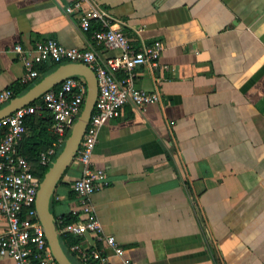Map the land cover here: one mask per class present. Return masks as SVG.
I'll use <instances>...</instances> for the list:
<instances>
[{
  "label": "crops",
  "instance_id": "crops-1",
  "mask_svg": "<svg viewBox=\"0 0 264 264\" xmlns=\"http://www.w3.org/2000/svg\"><path fill=\"white\" fill-rule=\"evenodd\" d=\"M74 1L0 0V91L60 64L33 61L43 39L93 49L100 62L120 55L94 38L100 20L81 28L79 13L94 4L135 48L161 41L158 65L132 70L135 85L160 99L145 109L126 103L98 131L91 162L110 182L90 202L102 231L130 264H264V0H85L67 12ZM31 68L39 76L22 82ZM31 136L26 125L21 155ZM30 162L41 166L39 156ZM83 167L75 156L51 197L59 233L79 206L72 183ZM7 226L0 214V232ZM68 234L77 238L69 244L77 264L87 263L76 243L98 251L93 262L121 264L105 239ZM0 264L15 261L0 255Z\"/></svg>",
  "mask_w": 264,
  "mask_h": 264
},
{
  "label": "built area",
  "instance_id": "built-area-1",
  "mask_svg": "<svg viewBox=\"0 0 264 264\" xmlns=\"http://www.w3.org/2000/svg\"><path fill=\"white\" fill-rule=\"evenodd\" d=\"M85 0H76L66 6L71 13L80 10ZM79 23L84 31L90 30L91 21L96 18L103 27L95 30L93 36L98 43L111 48H120L122 53L100 62L93 49L68 47L56 39L47 38L36 43L33 61H54L56 63L81 61L88 64L96 73L98 94L89 123L80 141L76 157L83 163V171L72 183L78 196L79 206L72 210L77 218L64 223L61 232L85 234L86 232L105 239L115 254L122 258L121 264H130L124 248L114 235L104 234L93 205L91 194L109 184L105 170L94 167L91 156L97 142L99 128L107 120L121 114L123 106L130 102L145 109L147 104L158 101V91H149L135 85L133 68L140 64L158 65L161 41L157 40L141 48H135L129 37L120 27L113 25V16L107 11L92 5L79 13ZM21 51L20 45L16 46ZM30 64V62H28ZM124 71L123 77L117 72ZM35 68L21 79L28 82L38 77ZM87 92L86 83L77 76H68L57 87L50 88L42 98L16 109L0 118V214L7 218L8 226L0 232V255L11 257L15 264H58L50 250L44 229L38 218L35 199L41 178L33 172L30 160L17 151V144L26 129L25 118L33 113L48 110L52 117L51 130L55 138L51 145L39 154V163L49 165L61 149L71 127L79 115ZM13 97V90L0 91V106ZM87 264H107L106 256H99V263L90 259L98 256L96 249H83L79 243L73 245Z\"/></svg>",
  "mask_w": 264,
  "mask_h": 264
},
{
  "label": "water",
  "instance_id": "water-1",
  "mask_svg": "<svg viewBox=\"0 0 264 264\" xmlns=\"http://www.w3.org/2000/svg\"><path fill=\"white\" fill-rule=\"evenodd\" d=\"M72 75L77 76L86 83L87 92L83 106L61 149L44 172L35 199L38 218L43 226L50 250L58 264L75 263L71 260L61 244L56 217L50 206L51 197L58 181L77 153L80 141L94 110L98 94L96 73L88 64L81 61L60 63L52 71L40 77L25 92L11 97L7 103L0 106V118H2L11 114L16 109L30 104L45 91ZM85 234L89 236V232Z\"/></svg>",
  "mask_w": 264,
  "mask_h": 264
},
{
  "label": "trees",
  "instance_id": "trees-1",
  "mask_svg": "<svg viewBox=\"0 0 264 264\" xmlns=\"http://www.w3.org/2000/svg\"><path fill=\"white\" fill-rule=\"evenodd\" d=\"M53 66H41L39 70L41 71V75L46 74L47 72L51 71ZM35 81L27 84H22L20 87L13 89V96L22 94L25 92L28 88H30ZM34 103V102H32ZM31 103V104H32ZM52 117L49 114V111L44 109L42 113H33L28 115L25 118V124L34 131V139H30L31 142L27 144V146L21 151L30 161L33 160L35 163H37L38 156L42 150L47 149L53 139L55 138V134L50 130L52 126ZM33 172L35 174H38L39 176H43L44 172L46 171L47 166L44 165H33ZM63 223H67L70 221H73L76 219V216L72 213L66 214L62 217ZM61 244L66 251V253L69 255L71 260L77 264V262L73 258V254L69 251V244L73 243L77 238H73L71 234L68 233H59Z\"/></svg>",
  "mask_w": 264,
  "mask_h": 264
}]
</instances>
